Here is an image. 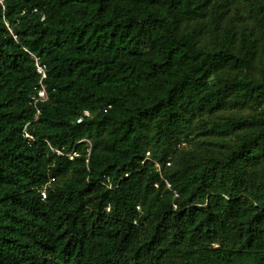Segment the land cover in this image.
I'll list each match as a JSON object with an SVG mask.
<instances>
[{
    "label": "trees",
    "instance_id": "16d2710c",
    "mask_svg": "<svg viewBox=\"0 0 264 264\" xmlns=\"http://www.w3.org/2000/svg\"><path fill=\"white\" fill-rule=\"evenodd\" d=\"M258 51L264 0H0V264H264Z\"/></svg>",
    "mask_w": 264,
    "mask_h": 264
},
{
    "label": "rangeland",
    "instance_id": "374dc122",
    "mask_svg": "<svg viewBox=\"0 0 264 264\" xmlns=\"http://www.w3.org/2000/svg\"><path fill=\"white\" fill-rule=\"evenodd\" d=\"M257 60H263L264 61V55L262 53H260V51H258L257 53ZM260 108H264V102L262 103V105L258 108H253V107H249V106H245L243 108H232V109H227V110H224L223 113L225 114H231V113H235V112H238V113H251V112H257ZM194 139V135H189L188 139L185 140V141H182L177 149L175 150L174 154L172 155L171 158H174L175 157V154H177V150L180 149V147L182 148H189V147H195L197 146V144L195 143V141L193 140Z\"/></svg>",
    "mask_w": 264,
    "mask_h": 264
},
{
    "label": "built area",
    "instance_id": "2783aa9c",
    "mask_svg": "<svg viewBox=\"0 0 264 264\" xmlns=\"http://www.w3.org/2000/svg\"><path fill=\"white\" fill-rule=\"evenodd\" d=\"M34 66H35L36 72L39 74V80H38L39 88H38L36 94L32 95L31 100H32L33 104H36L38 101L47 100L48 95L46 93V90H45L44 84H43V79L46 77L45 65L41 64L37 60H35ZM38 113H39V108H36V114H38ZM42 196H44V191H42Z\"/></svg>",
    "mask_w": 264,
    "mask_h": 264
}]
</instances>
